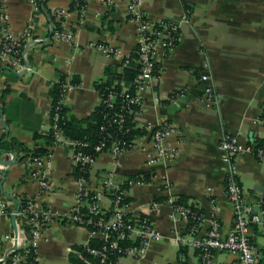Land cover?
<instances>
[{"label":"crops","instance_id":"obj_1","mask_svg":"<svg viewBox=\"0 0 264 264\" xmlns=\"http://www.w3.org/2000/svg\"><path fill=\"white\" fill-rule=\"evenodd\" d=\"M43 1V8L36 9L34 0H0V47L4 14L17 34L30 28L35 39L25 45L28 70L18 72L0 61V200L11 203L13 210L18 202L36 198L56 213L59 217L38 241L37 260L73 264L71 258L90 242V235L62 219L75 206L78 192L71 149L62 144L50 149L51 191L45 195H40L38 183L28 180L29 157L45 143L36 135L51 130V91L57 81L63 76L70 86L64 100L68 116L90 117L101 104L98 85L106 79L105 71L122 72L131 65L137 51L136 25L128 15L129 0H114L112 6L86 0L79 7H74L76 0ZM142 8L152 22L176 24L177 41L170 51L164 44L156 50L159 79L146 90L135 114L146 133L118 157L101 154L93 173L114 171L126 179L146 180L128 190L132 213L148 214L157 204L153 220L161 240L152 242L144 255L122 257L117 264H204L196 249L175 241L187 224L174 217L172 201L183 198L204 215L201 236L215 221L223 236L232 229L234 211L226 196L229 166L221 143L225 134H233L244 145L264 146V0H142ZM55 24L74 33L76 41L53 39ZM93 43L120 49L124 59L108 58ZM207 87L220 94L215 104L200 101ZM180 91L184 95L171 101ZM164 121L178 129L169 143L180 145L181 152L170 162L149 163L153 146L146 128ZM15 155L14 162L4 163ZM234 165L247 204L259 210L264 163L244 152ZM20 223L16 217V227ZM13 232V215L0 209V264L13 245ZM251 235L255 244L264 245L259 227ZM236 263L237 257L227 253L216 254L214 260ZM259 264H264V253Z\"/></svg>","mask_w":264,"mask_h":264},{"label":"built area","instance_id":"obj_2","mask_svg":"<svg viewBox=\"0 0 264 264\" xmlns=\"http://www.w3.org/2000/svg\"><path fill=\"white\" fill-rule=\"evenodd\" d=\"M78 1L86 2V0ZM100 1L108 6L114 4V0ZM34 6L36 9L40 8L39 0H34ZM61 15L63 13L59 12L58 16ZM128 15L136 25V61L140 66V72L131 89L127 87L121 92H117L114 87H106L103 92H99L105 109L115 110L113 115L109 111L104 113L102 132H107L108 127L112 124L122 128L126 117L136 114V108H140L144 93L159 79L160 68L156 60L158 46L164 44L167 51H170L176 44L179 32V27L176 24L167 21H150L142 8V0H129ZM1 23L3 31L0 61L18 72L28 70L25 45L35 40L32 30L27 28L21 34H17L8 24L6 14L2 15ZM52 36L53 39L61 42L74 43L76 41L75 34L66 29H56ZM91 46L100 50L108 58L124 59L123 52L118 48L97 43H93ZM129 61L127 60L126 63ZM57 84L60 88V97L51 106L50 131H52L55 144L66 145L71 149L74 165L79 166L83 173L76 177L78 184L76 204L63 214L62 219L69 224L86 228L90 235V241L92 239L107 241L115 238L110 246L91 248L90 242L83 246L88 254L99 258V262L95 264H117L113 258L118 254L122 255L119 256V259L126 256L137 258L144 255L152 242L162 238V234L153 220V212L157 204L152 205L151 212L148 214L132 213L128 201V190L135 184H144L146 180L143 177L126 179L114 171L98 173V175L93 173L101 154L110 152L118 157L132 149L135 146V140H113V135L108 133L94 148V153L85 152L83 148L88 144L66 137L61 128L66 117L62 114V109L65 106L64 100L70 86L62 79L58 80ZM182 95H184V91L174 93L171 96V101ZM219 98L220 94L212 87H207L200 101L202 104H215ZM117 103L120 104L118 110ZM146 130L150 133L153 146L152 154L148 156L149 163L170 162L179 156L180 145L169 143V139L179 133L174 124L164 121L156 126H149ZM221 149L223 160L229 166L226 176V196L234 211L231 231L223 236L220 223L215 221L210 230L201 236L200 230L204 224V215L191 206L172 201L174 217L187 224L185 232L174 239L180 245H188L196 249L204 264H214L215 256L218 253L235 255L237 257L236 264H259L264 253V245L255 244L251 234L254 227H259L264 234V198L259 202V210H255L247 204L234 160L239 154L250 152L264 163V146L244 145L238 136L225 134ZM49 158V154L45 156L31 154L29 157L32 170L28 180L39 184L40 195L51 191V185L47 178ZM23 201L25 207L21 209L20 205L19 211L16 212L17 208L10 209L11 203L0 200V209L6 215L16 214V217L21 219L20 225H17V233L13 232V245L6 254L4 264L6 262L27 264L31 251H33V255L35 254L33 264H39L37 260L38 241L46 235L48 227L59 217L46 206L40 205L36 198H27ZM83 210L87 211L86 215L82 213ZM109 211L111 214L107 216ZM121 240H129L132 245L127 248L120 247L119 241ZM76 253L85 264H94L85 258L83 251H76Z\"/></svg>","mask_w":264,"mask_h":264},{"label":"trees","instance_id":"obj_3","mask_svg":"<svg viewBox=\"0 0 264 264\" xmlns=\"http://www.w3.org/2000/svg\"><path fill=\"white\" fill-rule=\"evenodd\" d=\"M78 3V4H77ZM44 1H40V9L43 8ZM78 5V6H77ZM83 5L82 1L76 0L74 2V7H79ZM55 29H59V25L55 24ZM132 63L129 67H125L122 72H119L115 68H109L105 71V77L106 79L101 82L98 85V90L99 92H103L104 88L106 87H114L117 92H121L125 86L128 88H132L135 79L138 77L139 72H140V66L137 63V54L132 56ZM62 80H64V77H61ZM74 85L80 84V80H74L73 82ZM52 103L55 104L60 97V88L58 84H55L52 91ZM119 101V100H118ZM120 104H116L117 110L119 109ZM138 108H136V111ZM106 111H109L111 115L114 114L115 110H110V109H105L104 103L101 101V104L96 108V110L93 112V114L85 119H77L75 117H69L67 114V109L64 106L62 109V114H64L66 117L64 119V124L61 125V128L63 129L65 136L85 142L88 144L87 147L83 148V150L87 153H94V148L101 142L102 138L105 136V134L111 133L113 135V140L118 139V140H127V141H133L137 137L142 136L146 133L143 128H141L137 121L135 120V115H130L126 117V121L123 125L122 128H119L118 125L112 124L111 126L108 127L107 132H102L101 131V126L103 125L104 122V113ZM43 138L45 140V143L43 146L40 148H37L34 150L33 155L34 156H45L50 153V149L54 146L55 140L53 138L52 131L48 133H42L36 135V139H41ZM263 147V146H261ZM75 177H79L82 175V170L79 166L74 167L73 171ZM129 201V199H128ZM177 204H184L186 206H191L193 209L199 211L196 209L193 205H188L186 200L183 198H180L176 201ZM25 207V202L22 201L21 203V209ZM200 212V211H199ZM83 214H87L86 210L82 211ZM201 213V212H200ZM111 214V211L107 213V216ZM115 240V238H111L109 240H102V239H92L89 243V246L91 248H102L103 246H110V244ZM132 243L129 240H121L119 241V246L123 248H127L131 246ZM81 251H83V254L85 258L92 262V263H98L99 258L94 257L90 254L87 253L84 247L80 248ZM119 256H122L121 254H118V256H115L113 259L117 262L119 259ZM33 257H35V254L33 255V251L30 252V256L28 258L27 264H33ZM71 262L73 264H85L79 256H74L71 258ZM6 264H10V262H6Z\"/></svg>","mask_w":264,"mask_h":264},{"label":"water","instance_id":"obj_4","mask_svg":"<svg viewBox=\"0 0 264 264\" xmlns=\"http://www.w3.org/2000/svg\"><path fill=\"white\" fill-rule=\"evenodd\" d=\"M52 31H53V28H52ZM15 160H16V155L14 156V160H13V161H10V157L7 156V157H6V160L4 161V163H11V162H14ZM0 163H2V162L0 161ZM19 209H20V202H18V207H17L16 212H18ZM13 226H14V228H15V232L17 233V227H16V214L13 215Z\"/></svg>","mask_w":264,"mask_h":264}]
</instances>
